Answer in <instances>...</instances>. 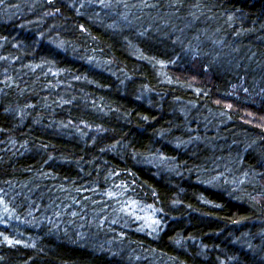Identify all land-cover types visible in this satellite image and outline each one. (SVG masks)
Here are the masks:
<instances>
[{"label":"trees","instance_id":"16d2710c","mask_svg":"<svg viewBox=\"0 0 264 264\" xmlns=\"http://www.w3.org/2000/svg\"><path fill=\"white\" fill-rule=\"evenodd\" d=\"M0 264H264V0H0Z\"/></svg>","mask_w":264,"mask_h":264},{"label":"snow or ice","instance_id":"6c2138e0","mask_svg":"<svg viewBox=\"0 0 264 264\" xmlns=\"http://www.w3.org/2000/svg\"><path fill=\"white\" fill-rule=\"evenodd\" d=\"M9 243H11V241H9Z\"/></svg>","mask_w":264,"mask_h":264}]
</instances>
